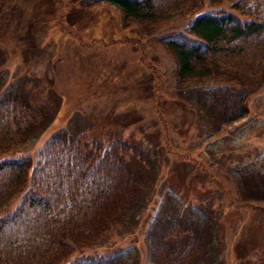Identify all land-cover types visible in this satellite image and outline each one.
Listing matches in <instances>:
<instances>
[{"label": "rangeland", "instance_id": "1", "mask_svg": "<svg viewBox=\"0 0 264 264\" xmlns=\"http://www.w3.org/2000/svg\"><path fill=\"white\" fill-rule=\"evenodd\" d=\"M187 16L148 32L124 26L107 1L79 7L69 0H0V100L43 102L49 116L5 155L31 160L47 136L79 130L104 144L123 140V157L143 175L130 208L74 254L157 264L155 242L172 250L197 222L204 242L189 264H264V211L242 202L227 171L228 164L252 160L254 146L264 150V86L250 95L243 119L213 131L197 104L227 81L211 77L178 87L161 40L171 33L165 37L188 41Z\"/></svg>", "mask_w": 264, "mask_h": 264}, {"label": "trees", "instance_id": "2", "mask_svg": "<svg viewBox=\"0 0 264 264\" xmlns=\"http://www.w3.org/2000/svg\"><path fill=\"white\" fill-rule=\"evenodd\" d=\"M69 1L79 7L114 3L124 26L148 32L188 15V41L165 37L171 33L161 40L174 61L178 87L211 77L227 81L197 104L215 132L243 119L250 95L264 86V0H228V7L219 5L223 0ZM41 104L16 95L0 100V264H113L102 254L84 258L74 252L100 239L130 208L143 175L123 157V140L104 144L79 130L47 136L31 160L5 155L43 127L49 116ZM249 153L252 160L228 164L227 171L236 177L242 202L264 211V150L254 146ZM175 222L167 228L170 234ZM197 226H189L190 235L172 250L165 241L155 242L157 264H189L204 242Z\"/></svg>", "mask_w": 264, "mask_h": 264}]
</instances>
